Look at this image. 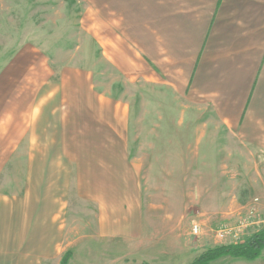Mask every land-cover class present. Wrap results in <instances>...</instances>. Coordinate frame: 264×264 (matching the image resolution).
<instances>
[{
	"label": "crops",
	"instance_id": "0c3cea01",
	"mask_svg": "<svg viewBox=\"0 0 264 264\" xmlns=\"http://www.w3.org/2000/svg\"><path fill=\"white\" fill-rule=\"evenodd\" d=\"M94 3L96 8H110L117 22L130 26L127 32L138 48L135 61L144 69L143 79L156 80L159 88L173 94L153 100L164 106L154 113L157 125L144 128L147 138L142 143L147 147L141 150L158 153L167 167L172 161L180 167L183 159L197 162L200 152L214 149L210 132L218 126L236 137L243 150L264 153V0ZM85 95L68 101L75 117L68 118L58 134V153L51 155L52 144L43 145L36 159L30 157L27 189L0 196V264H55L67 245L73 258L87 230L95 233L93 241L141 244L149 217L158 221L152 227L171 238L169 242L183 244L179 215L187 199L180 195L181 188L164 189L161 185L168 179L149 176L148 190L141 187L136 170H127L143 165L126 162L119 142L131 121L141 120L139 112L131 113L130 106L101 94ZM166 104L171 105L168 110ZM127 192L125 210L119 204L110 211L82 208L99 205L105 195L111 199ZM147 198L163 201L168 211H145ZM175 200L181 201L178 209ZM71 206L73 211L67 209ZM106 208L103 204L100 210ZM68 230L73 238L66 245L63 234Z\"/></svg>",
	"mask_w": 264,
	"mask_h": 264
},
{
	"label": "rangeland",
	"instance_id": "374dc122",
	"mask_svg": "<svg viewBox=\"0 0 264 264\" xmlns=\"http://www.w3.org/2000/svg\"><path fill=\"white\" fill-rule=\"evenodd\" d=\"M94 2L0 0V196L12 197L27 189L30 157L36 159V151L43 145L52 144L51 155L58 153V134L68 118L75 117L69 99L96 93L130 106L131 113L133 109L135 114L139 112L141 120L131 121L119 142L126 162L146 165L127 170L139 173L142 188L149 190V176L168 179L161 185L164 189L181 188L180 195L187 199L182 201L186 210L179 215L183 244L169 242L171 238L152 227L158 221L149 217L141 244L93 241V230L84 231L68 264H191L208 250L242 244L264 231V153L243 150L236 137L225 135L218 126L210 132L214 149L200 152L197 162L186 161L183 154L180 167L177 161L167 167L158 153L141 150L147 147L142 143L147 138L144 128L157 125L154 113L164 106L153 100L173 94L159 88L158 81L143 79L144 69L135 61L138 48L133 34L127 32L130 26L117 22L119 18L111 15L110 8H96ZM133 60L137 68L132 66ZM170 107L166 104L167 110ZM105 196L99 205L88 203L82 208L110 211L111 205L119 204L126 209L128 192L111 199ZM145 196L150 195L146 192ZM149 203L157 208L151 210ZM161 203L144 199L145 211H168ZM172 203L178 209L181 201ZM103 204L107 208L100 210ZM90 226L95 229L94 223ZM195 226L199 227L197 234ZM71 238L69 230L63 234L66 245ZM61 250L55 264L72 256L68 245ZM243 261L226 256L211 264ZM257 264H264V251Z\"/></svg>",
	"mask_w": 264,
	"mask_h": 264
},
{
	"label": "trees",
	"instance_id": "16d2710c",
	"mask_svg": "<svg viewBox=\"0 0 264 264\" xmlns=\"http://www.w3.org/2000/svg\"><path fill=\"white\" fill-rule=\"evenodd\" d=\"M263 251L264 231L253 235L242 244L221 246L208 250L205 253L201 254L191 264H211L212 262L226 256H231L251 262L259 259ZM71 257V255H67L66 257H64L61 264H68V261H70Z\"/></svg>",
	"mask_w": 264,
	"mask_h": 264
},
{
	"label": "built area",
	"instance_id": "2783aa9c",
	"mask_svg": "<svg viewBox=\"0 0 264 264\" xmlns=\"http://www.w3.org/2000/svg\"><path fill=\"white\" fill-rule=\"evenodd\" d=\"M251 211H255V210L252 209ZM198 231H199V227L195 226L194 229H193V232H194L195 234H197ZM236 236H237V235H236Z\"/></svg>",
	"mask_w": 264,
	"mask_h": 264
}]
</instances>
